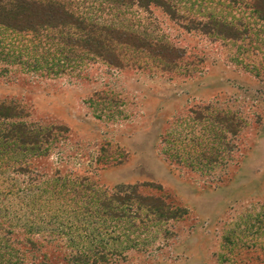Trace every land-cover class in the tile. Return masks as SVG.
Masks as SVG:
<instances>
[{"label":"rangeland","instance_id":"1","mask_svg":"<svg viewBox=\"0 0 264 264\" xmlns=\"http://www.w3.org/2000/svg\"><path fill=\"white\" fill-rule=\"evenodd\" d=\"M42 1L0 21V259L264 264V0Z\"/></svg>","mask_w":264,"mask_h":264},{"label":"trees","instance_id":"2","mask_svg":"<svg viewBox=\"0 0 264 264\" xmlns=\"http://www.w3.org/2000/svg\"><path fill=\"white\" fill-rule=\"evenodd\" d=\"M2 3L3 2L0 0V21L6 20V22L10 23V25L18 27H41L45 23L47 24L46 26L52 23H57L53 22L54 20L52 21V18L54 17L55 13L62 11L60 9L59 11L55 9L57 4H44V1L42 0H15L14 4L10 5L9 8L1 6ZM64 14L66 13H59L57 15ZM262 16L264 18V13H262ZM101 251L102 252L98 250L94 252L92 249H89L88 251L81 252V250L77 249L74 251L71 264H109V258L107 256L109 253L105 249ZM44 263H46V260L43 258L40 263L37 264ZM0 264H19V262L17 263L16 261H13L11 257L8 260L6 259V261L0 259Z\"/></svg>","mask_w":264,"mask_h":264}]
</instances>
